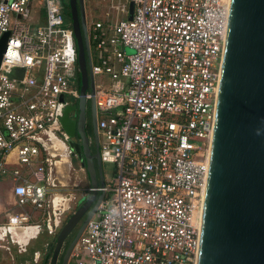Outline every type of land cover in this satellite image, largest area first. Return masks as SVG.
I'll return each mask as SVG.
<instances>
[{
  "label": "built area",
  "instance_id": "1",
  "mask_svg": "<svg viewBox=\"0 0 264 264\" xmlns=\"http://www.w3.org/2000/svg\"><path fill=\"white\" fill-rule=\"evenodd\" d=\"M102 1V20L85 28L99 160L111 177L95 188L102 198L66 264H195L228 0ZM63 15L58 0H0V175L48 235L75 202L52 176L62 157L71 166L59 117L78 99ZM29 221L7 215L5 226Z\"/></svg>",
  "mask_w": 264,
  "mask_h": 264
},
{
  "label": "water",
  "instance_id": "2",
  "mask_svg": "<svg viewBox=\"0 0 264 264\" xmlns=\"http://www.w3.org/2000/svg\"><path fill=\"white\" fill-rule=\"evenodd\" d=\"M67 9L76 49L78 99L61 109L59 124L68 137L71 129L81 137L87 87L94 107L93 77L82 0H67ZM131 12L130 3L128 20ZM7 34L0 37V56ZM74 108L77 118L72 121L68 113ZM67 147L83 160L92 191L58 226L48 264L57 263L65 237L93 203L62 255L60 264H66L102 198L95 192L103 185L99 158L95 172L83 143ZM195 264H264V0H228Z\"/></svg>",
  "mask_w": 264,
  "mask_h": 264
},
{
  "label": "rangeland",
  "instance_id": "3",
  "mask_svg": "<svg viewBox=\"0 0 264 264\" xmlns=\"http://www.w3.org/2000/svg\"><path fill=\"white\" fill-rule=\"evenodd\" d=\"M65 4V2H64ZM84 22L85 26H88L90 22L96 21V20H102L103 18V12L105 10V2L102 0H84ZM40 11V16H42V9ZM129 53V51H126ZM106 81L104 77H95V82L99 83L100 80ZM75 86L78 87V81H75ZM67 100V97L65 98ZM71 163V162H70ZM111 166L104 164L102 166V174H103V180L107 182L111 177ZM66 172V178H64L66 185L65 190L72 193L76 199L83 197L85 198L89 193L86 191L88 186V183L86 181V177L84 176L83 172L78 168L77 165L74 163H71V166L68 168V171ZM52 176L54 177V173H52ZM55 177L57 180L61 181L59 179V176L55 174ZM68 213H65L64 215H61L60 217V223L64 221L66 218V215ZM43 229V228H42ZM45 231V230H44ZM43 231V232H44ZM46 232V231H45ZM46 233H41L40 237L32 242H29L27 247V252L29 254H21L18 252L17 245L13 243L10 239L5 237L3 240H0V264H40V260H38V263H35L30 257V252L32 250V247L35 246V248H40L42 245V242H48V244L52 241L53 235L56 234V232L53 235L45 236ZM8 247V249L6 248ZM47 250V249H46ZM32 255V254H31ZM25 258V260H24ZM41 258V255H40Z\"/></svg>",
  "mask_w": 264,
  "mask_h": 264
},
{
  "label": "flooded vegetation",
  "instance_id": "4",
  "mask_svg": "<svg viewBox=\"0 0 264 264\" xmlns=\"http://www.w3.org/2000/svg\"><path fill=\"white\" fill-rule=\"evenodd\" d=\"M64 2L66 3V5L64 4ZM64 2L62 4L60 2L59 3H60V6L62 8L63 14L67 15L68 14L67 0H64ZM82 4L84 6V0H82ZM76 7H77V3H76ZM85 94H88L89 98L85 99L84 105L82 107V120H81V127H82V131H83L82 136L79 137L77 135V131L75 129H71L73 131V134L70 137L65 135L64 132H62V133L65 136L63 134H59L60 137H62V139H64L65 151H66V154H67V157H68L69 161L71 163H74L75 165H77L78 168L83 172L84 176H85V171H84V167H83V160H79L77 158V155L75 153H73L72 150L68 149L67 144L68 143H73V144H77V146L80 147L82 145V143H83L84 147L87 149V155H88L89 159L92 162L93 168L95 169V172H97V160H96V158L97 157L99 158V154H98L99 137H98V133H97V130H96V107H95V102H94V107L93 108H91V106H90L91 95H90V88L89 87L86 88ZM92 97H93V100H94V85H93V95H92ZM75 103H76V101H72L70 103V106L74 105ZM68 117L72 121L76 120L77 111H76L75 108L68 113ZM101 171H102V165H101ZM86 181H87V179H86ZM88 195L85 197V199L88 197ZM80 200H81V198H78V199L75 200L74 204L71 206L68 214L66 215V218H65L66 220L70 217V215L73 212H75L76 209H78L81 206L83 201H85V200H83L79 204ZM92 204L81 215V217L75 223V225L70 230L68 235L65 237V239L63 241V244H62V247H61V250H60V253L58 255L56 264H60V260L62 258V255H63L66 247L68 246V244L70 243V241L74 237V235H75L76 231L78 230L79 226L82 224V222L86 218L89 210L92 207ZM65 219H64L63 222H65ZM8 238L10 239L11 236L9 235Z\"/></svg>",
  "mask_w": 264,
  "mask_h": 264
},
{
  "label": "crops",
  "instance_id": "5",
  "mask_svg": "<svg viewBox=\"0 0 264 264\" xmlns=\"http://www.w3.org/2000/svg\"><path fill=\"white\" fill-rule=\"evenodd\" d=\"M4 162L7 164V169H10L13 166H15L14 152H11L10 154H8ZM56 170H59V171L63 170L65 172L66 166L64 164H60V166L56 165ZM59 171L58 173H59V179H60ZM64 178L66 177L64 176ZM60 183L64 186L66 185L65 180H63L62 182L60 181ZM23 212H27L30 215V221L28 222L27 227L26 228H12V229H16L17 232H19V234H23L25 236L26 242L20 244L18 240L16 241V236H13V237L11 236L10 234L11 232L9 231L10 227L7 228L5 226V218L7 215L18 214V213H23ZM42 222L43 221H42V216H41L40 211H34L28 206L17 207L15 205L14 198L11 193V182L9 179V175L1 174L0 175V240H3L5 237L8 238L10 235L11 236L10 240L13 243H15L17 245L16 247L19 249L18 252L21 254H29L27 252V247H28L27 245L29 244V242L37 240L40 237L41 233H46L44 231L45 230L44 227H42ZM45 236H49V235L46 233ZM47 244L48 242L43 241L40 248H35V246L32 247L29 258H31L32 256L33 261L35 263H38V260L42 258L44 252L47 249ZM0 247H4V246H0ZM6 249H8V247ZM40 255H41V258H40Z\"/></svg>",
  "mask_w": 264,
  "mask_h": 264
},
{
  "label": "bare ground",
  "instance_id": "6",
  "mask_svg": "<svg viewBox=\"0 0 264 264\" xmlns=\"http://www.w3.org/2000/svg\"><path fill=\"white\" fill-rule=\"evenodd\" d=\"M65 162H66V161H65L64 158L62 157V158H61V162L56 163V165H57V166H60V164H64ZM58 171H59V170H58ZM59 172H60V179H61V182H62V181L64 180V176L67 177V176H66V172H64L63 170H61V171H59ZM59 198H60V196H59V195H56V196H55V199H54V203H55ZM9 231L11 232L10 234H11L12 237H13V236H16V241L18 240V242H19L20 244L26 242L25 236H24L23 234H19V232H17L16 229H12V228H10Z\"/></svg>",
  "mask_w": 264,
  "mask_h": 264
},
{
  "label": "trees",
  "instance_id": "7",
  "mask_svg": "<svg viewBox=\"0 0 264 264\" xmlns=\"http://www.w3.org/2000/svg\"><path fill=\"white\" fill-rule=\"evenodd\" d=\"M59 2L62 4L64 2V0H59ZM65 5H66V3H65ZM63 20L65 23L69 22L67 15H63ZM54 238H55V234L53 235L52 241L49 244H47V250L44 252V254L41 258L40 264H48V261H49L50 255H51V251H52V248L54 245Z\"/></svg>",
  "mask_w": 264,
  "mask_h": 264
}]
</instances>
